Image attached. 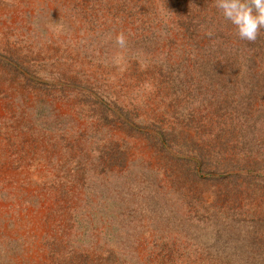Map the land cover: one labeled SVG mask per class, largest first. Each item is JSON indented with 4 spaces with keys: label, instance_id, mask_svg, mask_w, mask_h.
I'll return each mask as SVG.
<instances>
[{
    "label": "rangeland",
    "instance_id": "rangeland-1",
    "mask_svg": "<svg viewBox=\"0 0 264 264\" xmlns=\"http://www.w3.org/2000/svg\"><path fill=\"white\" fill-rule=\"evenodd\" d=\"M214 5L0 0V264H264V29Z\"/></svg>",
    "mask_w": 264,
    "mask_h": 264
},
{
    "label": "clouds",
    "instance_id": "clouds-1",
    "mask_svg": "<svg viewBox=\"0 0 264 264\" xmlns=\"http://www.w3.org/2000/svg\"><path fill=\"white\" fill-rule=\"evenodd\" d=\"M214 6L233 25L240 39L256 42L261 29H264V0H215ZM114 43L118 48L125 49L126 35L123 32L118 33Z\"/></svg>",
    "mask_w": 264,
    "mask_h": 264
},
{
    "label": "trees",
    "instance_id": "trees-1",
    "mask_svg": "<svg viewBox=\"0 0 264 264\" xmlns=\"http://www.w3.org/2000/svg\"><path fill=\"white\" fill-rule=\"evenodd\" d=\"M204 155H205V154L200 153L199 155H196V157L199 158V160H201V161H205L206 158H205ZM204 159H205V160H204ZM191 161H192V160H191ZM193 163H195V162H193ZM198 164H199V163H198ZM192 165H193V167H194V165L197 166V163L192 164ZM201 166L203 167V164H201ZM190 171H191V178H190V180L192 181V182H191V185H192V188H191V189H194L195 187H198L199 184H202V181L196 177V172H194V169H193V168H191ZM194 173H195V174H194ZM233 189H234V188H233ZM233 189H232V188H231L230 190H229V189H226L225 192H224V191H221V192L218 194L219 199H216V200L214 201V205H212V206L217 207V204L220 203V202H222V206H223V207L220 208V210H222V209L225 207V205H229V203H230L231 201H233V200L231 199L230 195H229V192H230L231 190H233ZM191 193H192V197H193V198H196V202L204 203V202H203V199L200 197V195L197 194V192L194 193V191L192 190ZM233 210H235V209H233ZM167 217H168V216H167ZM175 217H176V216H175ZM190 219H194V218H190ZM176 220H177V218H176ZM177 221H179V220H177ZM177 223H179V222H177ZM218 224H219V223H217L215 226H217ZM206 225L208 226V224H206ZM208 227H209V226H208ZM208 229H209V228H206L205 231H204L205 234H207V236H209ZM221 230H222V229H221ZM209 231H210V230H209ZM216 239H217L218 241H221L222 244L216 240L217 243L219 244V246L221 245L220 247H221V248L223 247V251H222V252H224V254H225V253H226V254H229V253L233 252V253H231L232 256H235V255H236L235 245H232L231 247H229V245L227 244V242L221 240V239H222L221 235L216 236ZM213 241H214V240H213ZM223 242H225L224 245H223ZM219 252H220V251H218V252H216V253H219Z\"/></svg>",
    "mask_w": 264,
    "mask_h": 264
}]
</instances>
